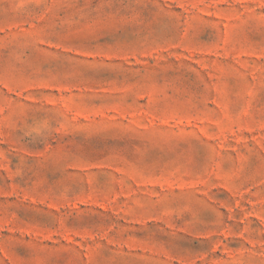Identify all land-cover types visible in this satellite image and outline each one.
<instances>
[{
  "label": "rangeland",
  "instance_id": "374dc122",
  "mask_svg": "<svg viewBox=\"0 0 264 264\" xmlns=\"http://www.w3.org/2000/svg\"><path fill=\"white\" fill-rule=\"evenodd\" d=\"M0 264H264V0H0Z\"/></svg>",
  "mask_w": 264,
  "mask_h": 264
}]
</instances>
